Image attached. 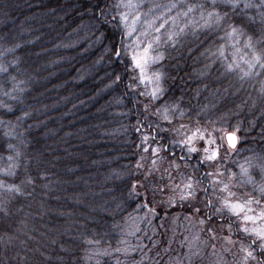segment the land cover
Listing matches in <instances>:
<instances>
[{"label":"trees","instance_id":"obj_1","mask_svg":"<svg viewBox=\"0 0 264 264\" xmlns=\"http://www.w3.org/2000/svg\"><path fill=\"white\" fill-rule=\"evenodd\" d=\"M111 2L0 0V64L7 69L0 72V167L13 154L10 144L22 153L17 174L0 179L20 183L25 175L34 178L24 185L28 194L12 195L7 214L0 212V264H114L110 253L122 246L125 225L137 209L156 206L161 212L169 205L166 187L153 196L158 185H167L163 169L177 159L180 167L173 172L181 177L191 175L197 163L195 156L179 159L185 154L172 148L173 131L163 129L148 151L137 147L149 126L157 128L153 113L160 104L178 103L185 110L183 117L175 114L169 127L204 124L223 115L230 125H240L242 157L264 155V75L241 84L237 73L223 72L218 58L205 68L210 59L205 50L226 42L223 31L196 29L184 34L180 45L162 49L165 59L159 66L166 93L145 113L150 98L141 96L140 88L127 87V64L111 57L120 32L109 29L106 38L97 40L100 33L91 26L89 9ZM109 15L114 13L109 10ZM260 28L257 22L250 31L259 36ZM225 54L230 58L231 48ZM117 73L122 81H115ZM11 77L25 83L14 86ZM12 125L14 135H6V126ZM154 144L169 147L154 157ZM232 158L222 163L237 171ZM134 181L135 194H130ZM5 195L0 192V199ZM202 201L200 194L193 207L207 219L211 214ZM213 220L209 224L220 225L218 217ZM256 254L261 260L262 254Z\"/></svg>","mask_w":264,"mask_h":264},{"label":"snow or ice","instance_id":"obj_2","mask_svg":"<svg viewBox=\"0 0 264 264\" xmlns=\"http://www.w3.org/2000/svg\"><path fill=\"white\" fill-rule=\"evenodd\" d=\"M96 8H99V12H95ZM253 8L258 10L254 15L250 14ZM89 10L94 13L91 26L100 33L96 37L97 40L106 38L105 33L109 29L115 28L120 32V42L111 45V57L117 61L127 57L125 63L132 72L127 87L138 89L143 85L145 91L140 95L150 98L144 104L145 113L153 107V102H158L166 93L165 73L159 68L153 69L152 65L164 59L163 48L176 45L184 34L191 30L223 31L226 42L216 46L215 51L211 48L205 50L210 58L205 68L211 67L218 58L223 72L237 73L241 84L246 79L264 75V0H259V3L254 0H197L195 3L190 0H166L163 3L154 0H114L107 7H101L98 3ZM109 10L114 15H109ZM257 22L261 25L259 36L250 31ZM112 36L115 37V32ZM125 40L129 42L125 43ZM228 48H231L230 58L225 54ZM2 55L4 53L0 52V56ZM12 63L16 64V61L13 60ZM6 71L0 64V72ZM11 79L14 86L25 83L17 81L15 77ZM122 79V74L117 73L115 81ZM18 90L24 91L23 88ZM260 91L264 93V80L260 81ZM177 113L183 117L185 110L180 108L178 103L166 102L160 104L153 115L171 124ZM23 115L27 116L28 113ZM19 119L20 117H17V120ZM8 123L12 124L11 121ZM218 124L221 127H217ZM15 126H6L5 134L14 135ZM229 128L231 130H228ZM157 129L159 123L156 129L149 126V131L142 133V145L137 147L143 146L144 150L148 151L149 142L159 135ZM239 130V124L230 125L223 115L209 119L204 124L197 122L191 125L189 122L171 128V131L180 137L173 139L171 144L180 147L185 154L179 159L187 160L195 156L197 163L192 165L193 173L186 175L180 184L174 186L178 191L173 192L169 202L175 204L177 195L181 201H196L202 193L203 207L211 215L207 216V219L201 215L199 223H214L213 217H218L221 233L227 230L226 234L222 235L228 246L224 250L228 251L229 247L239 244V252L242 254L240 264H248L249 260L257 259V247L264 255V155L252 154L239 161L233 159L232 162L238 171L225 167L222 162L239 156L242 151L238 148L241 140ZM136 131L141 132V129L137 128ZM8 147L14 151L7 157L6 166L0 167V175L15 176L22 153L15 145L10 144ZM168 147V144H154L151 146V152L156 157V154ZM155 163L156 159H153V164ZM170 166L177 169L180 167L176 160H171ZM137 167H142L139 161ZM201 167H206V170L200 172ZM257 167L262 173L259 181L252 175V169ZM32 183L34 178L29 175H25L20 183H9L0 179V192L6 194L4 199H0V212L7 214V199L14 194L27 195L24 185ZM249 185V192L241 194L235 190ZM135 190L134 181L130 194H135ZM144 207L147 208L148 205L145 204ZM149 211L154 213L155 209ZM195 212L200 214L201 210L196 208ZM207 231L212 233V239H216L214 227H208ZM234 235L239 236V239L234 240ZM258 264H264V259L259 260Z\"/></svg>","mask_w":264,"mask_h":264},{"label":"rangeland","instance_id":"obj_3","mask_svg":"<svg viewBox=\"0 0 264 264\" xmlns=\"http://www.w3.org/2000/svg\"><path fill=\"white\" fill-rule=\"evenodd\" d=\"M191 1L192 0H190V2ZM154 2L163 3L166 2V0H154ZM191 31L193 32V30ZM191 31H188L187 33H190ZM194 31H196V29ZM128 42V40H125V43ZM178 45H180V42L174 46ZM121 59L126 61L127 57H122ZM162 61L152 65V68H159L161 70L159 64ZM129 73L131 76L132 72L130 69ZM139 88L145 91L143 85L139 86ZM153 117L157 120V123H159V129H157L159 134L163 131L160 129H164V131L168 133L172 132V127H169L170 124L168 122L163 121L156 115H153ZM172 122H174V119ZM162 124H166L168 127L165 125V128H161ZM179 138L180 137L175 132V136L172 140ZM171 146L172 148H180L178 146H173L172 144ZM239 156H241L240 153ZM237 157L238 156L232 159L239 161L247 156H241L240 159ZM175 160L177 162V159ZM173 167L168 166V168L163 169L165 175L164 182H167V185L164 187H159L158 185L156 187V192L153 195L154 197H157L158 195L160 196L165 187L167 191L165 196H171L174 191H178L174 186L180 184L185 176L182 175L180 177V175L175 174L173 171H175L176 167ZM167 170L169 171L167 172ZM252 175L259 181L262 173L257 167L252 169ZM235 190L239 193H242V191L246 193L251 190V186L238 187ZM168 199L169 197L167 198V201ZM193 206V201H181L177 195L176 203H169V205L165 206L161 212H158L159 210H157L156 206L151 208L155 209L154 213L149 210L138 208L136 213L129 218L125 225L122 236V246L116 251L110 253L114 256L113 263L218 264L219 262V264H240L242 254L239 252V244L231 246L228 251H225V247L228 246L223 241L222 235L226 234L227 230L225 229L224 232L221 233L220 225H201L199 223L201 216L200 218L198 217L199 215L195 212L196 208ZM208 227L215 228L216 239H212V233L207 231ZM233 239L238 240V237L233 236ZM213 245H215V248H213ZM256 252H260L258 247ZM105 255L106 254H103L101 256ZM106 256L111 258L108 255ZM116 257L118 259H116ZM262 259H264V255H262ZM258 261L259 259L257 257L256 260H249L248 264H258ZM96 262H99V260H96Z\"/></svg>","mask_w":264,"mask_h":264}]
</instances>
